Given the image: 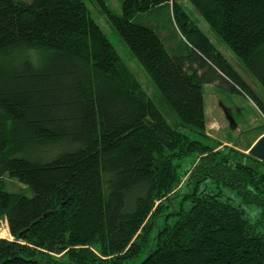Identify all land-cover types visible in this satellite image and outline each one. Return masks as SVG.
<instances>
[{"label": "trees", "instance_id": "1", "mask_svg": "<svg viewBox=\"0 0 264 264\" xmlns=\"http://www.w3.org/2000/svg\"><path fill=\"white\" fill-rule=\"evenodd\" d=\"M89 1L160 100L84 0H0V264H264V160L214 148L203 85L264 101L177 1ZM187 1L264 87V0Z\"/></svg>", "mask_w": 264, "mask_h": 264}, {"label": "rangeland", "instance_id": "2", "mask_svg": "<svg viewBox=\"0 0 264 264\" xmlns=\"http://www.w3.org/2000/svg\"><path fill=\"white\" fill-rule=\"evenodd\" d=\"M90 9L91 16L99 24L103 32L106 34L110 42L113 44L118 54L133 73L134 77L141 84L146 93L152 98L159 101V92L154 88L153 84L144 73L138 61L133 56L130 48L124 42V40L118 35L114 27L111 25L106 15L96 8L91 2L84 0ZM177 1L190 18L197 23L202 31L210 38V40L216 45V47L222 52V54L228 59V61L238 70V72L245 78L250 87L257 93V95L264 101V87L249 73V71L241 64L238 57L232 52V50L218 37V35L209 27V25L203 20L198 11L187 0H175ZM109 7L114 13H121V0H106ZM203 97L205 105L206 115V133L213 139V146L215 149L228 151L235 150L248 154V149L255 142V140L261 135L257 132L264 123V116L258 110L252 100L239 89L229 90L226 88H220L216 84H204L203 85ZM226 105L230 107H236L238 110L236 114L231 116L234 122H231L224 116L221 106ZM176 119L174 124H176ZM190 159H185L180 163L179 170L181 172V181L177 187L173 190L177 192V196L173 198L175 208H178L183 201V207L188 209L190 206L189 201L182 200V196L187 192V187L184 186L186 180V174L184 170L189 167ZM261 171L264 172V167H261ZM185 175V176H184ZM6 188L9 191H18L24 188V185L13 178H6ZM227 195L232 196L234 204L239 203V199L236 197L233 191L225 190ZM158 201L156 202V204ZM247 214L252 219L256 218L259 208L254 205H242ZM174 207L171 208V210ZM163 223L162 217L158 220V226ZM156 230V228L154 229ZM264 231V228H260ZM0 237L12 239L9 233L6 220L0 218ZM57 256L62 257L61 254Z\"/></svg>", "mask_w": 264, "mask_h": 264}, {"label": "water", "instance_id": "3", "mask_svg": "<svg viewBox=\"0 0 264 264\" xmlns=\"http://www.w3.org/2000/svg\"><path fill=\"white\" fill-rule=\"evenodd\" d=\"M223 108V106H221ZM224 109V108H223ZM227 119L234 122L233 117L230 115ZM248 155L258 160H264V133L260 135L255 142L248 149Z\"/></svg>", "mask_w": 264, "mask_h": 264}, {"label": "flooded vegetation", "instance_id": "4", "mask_svg": "<svg viewBox=\"0 0 264 264\" xmlns=\"http://www.w3.org/2000/svg\"><path fill=\"white\" fill-rule=\"evenodd\" d=\"M224 108V109H223ZM222 112L224 113V116L227 118L228 116L232 115V114H236L237 112V108L236 107H230V106H226L223 105Z\"/></svg>", "mask_w": 264, "mask_h": 264}, {"label": "crops", "instance_id": "5", "mask_svg": "<svg viewBox=\"0 0 264 264\" xmlns=\"http://www.w3.org/2000/svg\"><path fill=\"white\" fill-rule=\"evenodd\" d=\"M262 135V134H261Z\"/></svg>", "mask_w": 264, "mask_h": 264}]
</instances>
